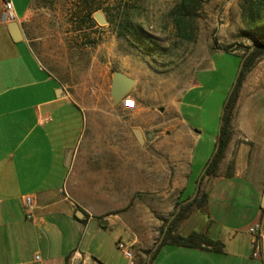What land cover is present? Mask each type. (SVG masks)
Listing matches in <instances>:
<instances>
[{
	"label": "crops",
	"instance_id": "1",
	"mask_svg": "<svg viewBox=\"0 0 264 264\" xmlns=\"http://www.w3.org/2000/svg\"><path fill=\"white\" fill-rule=\"evenodd\" d=\"M10 1L11 22L17 23L20 37L13 39L0 0V264H145L119 251L120 234L112 237L111 232L115 221L98 218L81 205L92 201L84 198L82 188L113 185L106 152L93 148L95 155L87 161L84 108L94 101L86 98L87 92L106 83L110 89L114 32L79 16L68 21V34L60 35L58 28H65L66 20L58 14L53 17L37 0ZM42 11L47 18H37ZM92 24L95 32L88 44L82 28ZM261 90L264 66L248 72L241 85L234 131L217 176H207L201 184L205 211L194 212L180 228L185 234L190 231L184 232L185 225L198 226L194 231L222 242L225 252L164 245L152 264H264L263 254L252 255L253 238L247 232L264 212V109L256 100ZM186 187L187 181L181 192ZM79 210L83 215L78 216ZM227 224L242 234L235 227L225 232Z\"/></svg>",
	"mask_w": 264,
	"mask_h": 264
},
{
	"label": "rangeland",
	"instance_id": "2",
	"mask_svg": "<svg viewBox=\"0 0 264 264\" xmlns=\"http://www.w3.org/2000/svg\"><path fill=\"white\" fill-rule=\"evenodd\" d=\"M180 2L37 0L53 17L58 14L66 20V27L58 28L60 35L68 34V21L74 17L95 22L93 15L101 12L108 23L99 28L114 32L112 69L135 80L116 104L111 103L108 83L101 90L86 93V98L94 100L84 108L87 161L95 155L93 148L106 152L113 185L82 188L84 198L92 201L81 205L98 218L115 221L112 237L120 234L121 240L131 244L133 258L145 264L160 243L164 223L172 219L186 181L182 199L193 196L215 151L223 108L242 57L257 42L258 27L264 26V0H204L189 11L181 8ZM37 18L47 17L42 11ZM179 18L181 22L177 23ZM94 26L82 28L88 44ZM134 32H139L144 41L133 36ZM54 35L52 38L57 39ZM261 66L264 57L252 69ZM256 100L264 109V90ZM132 129L152 136L139 144ZM96 136L102 139L97 142ZM74 166L72 160V191ZM231 166L229 160L227 170ZM234 227L242 234L233 224L223 229L228 232ZM188 229L199 227L189 223L184 232Z\"/></svg>",
	"mask_w": 264,
	"mask_h": 264
},
{
	"label": "trees",
	"instance_id": "3",
	"mask_svg": "<svg viewBox=\"0 0 264 264\" xmlns=\"http://www.w3.org/2000/svg\"><path fill=\"white\" fill-rule=\"evenodd\" d=\"M202 1L204 0H181L180 7L185 9L186 11H189V9L193 8V6ZM176 22L180 23L181 19H177ZM258 28V40L251 49H248L245 52L244 56L242 57V63L234 86L225 102L221 116L219 135L215 144V151L205 168L204 174L199 180V188L194 197L189 196L185 199H182L183 192L180 193L178 201L176 203V209L172 214V219L167 220L164 223L163 228L160 232V243L157 248L150 254L148 264H152L159 249L164 245L206 250L215 253L225 252V245L222 242L209 237L206 232L192 230L184 235L180 232V225L184 220L188 219L194 211H205L207 195L201 191L202 181L207 176H217L220 162L224 157L225 150L231 140V136L233 133V119L235 116L236 105L241 85L245 79L246 74L252 70V68L260 58L264 57V26H260ZM117 35L122 36L124 34L117 32ZM132 35H135V37L140 41H144V37L139 32H134L132 33ZM261 210L264 211V208H262Z\"/></svg>",
	"mask_w": 264,
	"mask_h": 264
},
{
	"label": "water",
	"instance_id": "4",
	"mask_svg": "<svg viewBox=\"0 0 264 264\" xmlns=\"http://www.w3.org/2000/svg\"><path fill=\"white\" fill-rule=\"evenodd\" d=\"M94 19L99 25H105L107 24V19L101 12H96L94 14ZM9 30L11 32V35L13 39L17 40L20 37V30L16 22H11L9 25ZM135 80L129 76H127L125 73L115 70L112 73L111 77V83H110V98H111V103L116 104L119 102L121 99H123L127 93L132 89L134 86ZM132 132L139 144H142L145 141V137L147 140H149L152 136L151 133H142L140 129H132ZM204 171L202 172L199 180L201 179L202 175L204 174ZM199 188V181L197 183V188L195 190V193L197 192ZM261 207L264 208V192L262 195V200H261ZM83 215V212L81 210L78 211V216Z\"/></svg>",
	"mask_w": 264,
	"mask_h": 264
},
{
	"label": "built area",
	"instance_id": "5",
	"mask_svg": "<svg viewBox=\"0 0 264 264\" xmlns=\"http://www.w3.org/2000/svg\"><path fill=\"white\" fill-rule=\"evenodd\" d=\"M3 3H4L7 20L10 22L14 21L15 15H14L13 6H12L11 1L3 0ZM24 201H25V207L27 209V212H29V209L31 208V198L27 196L24 198ZM28 217H30V214H28ZM263 218H264V212H263L262 219ZM262 219L259 222L252 224L247 229V232L253 238V254L252 255L254 257H257L260 254H262L264 250V225H263ZM116 246L121 251V253L123 254L125 258L132 261L133 253L131 249V244L119 239L116 242Z\"/></svg>",
	"mask_w": 264,
	"mask_h": 264
},
{
	"label": "flooded vegetation",
	"instance_id": "6",
	"mask_svg": "<svg viewBox=\"0 0 264 264\" xmlns=\"http://www.w3.org/2000/svg\"><path fill=\"white\" fill-rule=\"evenodd\" d=\"M145 139H146V137H145Z\"/></svg>",
	"mask_w": 264,
	"mask_h": 264
},
{
	"label": "snow or ice",
	"instance_id": "7",
	"mask_svg": "<svg viewBox=\"0 0 264 264\" xmlns=\"http://www.w3.org/2000/svg\"><path fill=\"white\" fill-rule=\"evenodd\" d=\"M129 103H131V102H129Z\"/></svg>",
	"mask_w": 264,
	"mask_h": 264
}]
</instances>
